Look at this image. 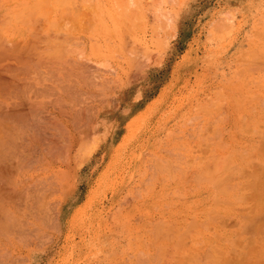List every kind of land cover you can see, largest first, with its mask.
<instances>
[{
  "label": "rangeland",
  "instance_id": "obj_1",
  "mask_svg": "<svg viewBox=\"0 0 264 264\" xmlns=\"http://www.w3.org/2000/svg\"><path fill=\"white\" fill-rule=\"evenodd\" d=\"M157 19L168 20L167 30ZM80 47L88 48L87 61L101 71L123 62L128 72L110 85L112 94L94 100L95 111L106 114L96 120L94 138L74 152L71 169L59 156L65 147L60 132L51 152L50 135L42 130L51 124L45 112L65 86L57 80L78 55L72 48ZM9 81L12 92L4 86ZM24 82L28 87L20 86ZM0 88V112L11 93L32 95L44 111L38 114L46 117H40L44 126L40 119L32 130L15 123L13 133L27 140L23 129L40 132L34 131L41 141L31 147L30 160L26 155L25 177L37 184L59 180L51 200L63 202L57 229L51 224L39 237L27 231L26 242H0V258L10 252L0 262L264 264V0H0ZM2 140L9 150L22 135ZM55 146L62 161L54 162ZM56 169L77 171L64 176L70 177L66 184Z\"/></svg>",
  "mask_w": 264,
  "mask_h": 264
},
{
  "label": "bare ground",
  "instance_id": "obj_2",
  "mask_svg": "<svg viewBox=\"0 0 264 264\" xmlns=\"http://www.w3.org/2000/svg\"><path fill=\"white\" fill-rule=\"evenodd\" d=\"M158 10V9H157ZM157 10H156V12H157ZM159 12L161 13L162 11H160L159 10ZM160 13H158L157 12V14H160ZM163 14V13H162ZM167 16H168V14H167ZM157 17V16H156ZM158 17H160V15L158 16ZM171 17V16H170ZM161 18V17H160ZM161 19H163V17L161 18ZM170 19V18H169ZM144 20V19H143ZM157 21H158V23H160L159 21H161V20H158L157 19ZM165 21V20H164ZM164 21L162 20V22H163V27L162 26H160V24L162 23H160L159 24V26H160V28H161V30L163 29V28H165V23L168 21H166L165 23H164ZM143 22V21H142ZM143 25V24H142ZM146 25V24H145ZM168 24H166V26H167ZM157 26H158V24H157ZM154 29V28H153ZM166 29V28H165ZM171 29V28H170ZM159 30V29H158ZM164 30V29H163ZM167 30V29H166ZM158 32V31H157ZM156 32V34H158ZM164 32V31H163ZM155 34V35H156ZM158 36V35H157ZM80 48H82V50L81 49H79V48H72V56L73 55H75L76 53H78V55L80 54V56H79V59L78 58H76V56H78L77 54H76V56H74V57H71V59H70V63H69V68H68V70H66L67 71V74H65V73H63V74H65V75H61V78H62V80H57L58 81V84H61L62 86H63V84L65 85V86H63V87H59L60 89H59V94H58V96H56V97H54V101H53V103L51 104L52 105V108H53V110H51V109H49V110H47L45 113H47V114H45L44 113V111H40L39 110V105H38V101L37 100H34V99H32V98H34L32 95L29 97L28 96V94H26V93H23V95H21L20 97H18L17 95H15V97L14 96H11L12 95V88H13V83H11L10 81L9 82H7V83H5V88L8 90V92H9V90H11V94L10 95H6L7 96V98H6V101H5V106L4 105H2V103H1V107H3V109H2V111L0 112V113H2L3 112V114L2 115H0L1 117V120L0 121H4L5 120V122H8V124L7 125H5L4 127L3 126H1L0 128H2V129H0V135L3 133V136L5 137V141H3L2 140V138L4 139V137H0V140H2L3 141V143H7V140L6 139H9L8 141L10 142V139H12L13 141L15 140H19L20 139V135H22V140L23 141H25L23 138V136L24 135H26V134H20V135H17L16 133V135L13 133V130H15L14 128H16L17 126L15 125V123H17V125L18 124H21L22 125V127L24 128L25 127V129H26V127H29V126H32L33 124L35 125V123L37 122V120H39L40 119V126H44L45 124L43 123H41L43 120V118L45 117L44 116V114L47 116V118H46V121H49V123H51L50 125H49V123H47V122H45V123H47L49 126H51V127H49V126H44V130H42V129H40V130H42L43 131V133L45 132V135L46 134H48V135H50V137L48 138V141L52 144H50V148L51 147H53L54 148V144H58V142L56 143V141H55V139H54V137L58 134V132L56 133V130H58L59 132H60V134H61V139L63 140V141H65V147L63 148V146L61 147V143L59 144L60 145V148L61 149H64V151L62 152V153H60L59 152V156H60V158L62 157V156H65V158H64V160L66 159V161H63V162H65V164L67 165V164H69L70 165V167H71V169H72V166H71V164L69 163L70 161H71V163H72V161H73V154H74V152L76 151V150H78V151H80L79 149H81V146H83L84 148L86 147V146H84V145H87L88 144V142L90 141V139L91 138H94L93 136L94 135H96L98 132H99V127H96L95 126V122H96V120H98L99 118H100V116H104L105 114H106V110L103 108V109H99L98 111H95V107H94V104H93V102H94V100L96 99V97H97V95H100V94H102V95H104V97H106L105 96V94H107L108 92L110 93V94H112L113 93V90H112V87L110 86L112 83L114 84L115 82H117V81H119V78L120 77H123V75L122 74H126L127 72H128V70H127V72L126 73H123L124 72V68H123V65H125V63H123V62H118V63H114L113 65H111L110 67L108 66V65H105L106 67H108V69L106 70V71H101V69L99 68L98 69V67H95V65H93V64H89V62L87 61V53H88V48H86V47H80ZM36 49V48H35ZM74 50V51H73ZM78 50H79V52H78ZM22 51H24V50H22ZM131 51V50H130ZM12 52V51H11ZM76 52V53H75ZM81 52V53H80ZM130 53V52H129ZM27 55V53L25 52H23V55ZM30 54V53H29ZM28 54V55H29ZM115 54V53H114ZM131 54H133V53H131ZM22 55V54H21ZM24 55V56H25ZM32 57H33V55L32 54H30ZM125 55V54H124ZM130 55V54H129ZM143 55H145V53L143 54ZM10 56V55H9ZM8 56V57H9ZM19 56H20V53H19ZM34 56H36V58H39V57H37L38 56V54L37 55H34ZM134 56V55H133ZM132 55L131 56H129V57H133ZM137 56H139V55H137ZM21 57V56H20ZM27 57V56H26ZM30 57V56H29ZM46 57V56H45ZM126 57V56H125ZM11 58V57H10ZM28 58V57H27ZM56 58V57H55ZM120 58V57H119ZM9 59V58H8ZM22 59H24L23 57H22ZM31 59V58H30ZM33 59V58H32ZM69 59V58H68ZM120 59H122V58H120ZM134 59H136L135 57H134ZM143 59H144V57H143ZM27 60H29V58L27 59ZM36 59H34V61H35ZM45 60V59H44ZM51 60V59H50ZM126 60V64H129V62H130V60L129 61H127V59H125ZM137 60H138V58H137ZM25 61H26V58H25ZM34 61H32V62H34ZM39 61V60H38ZM55 61V60H54ZM133 61V59H131V62ZM31 62V61H30ZM30 62H28L29 63V65H31L30 64ZM31 62V63H32ZM130 62V63H131ZM134 63H135V60L133 61ZM138 62V61H137ZM19 63V62H18ZM21 63V62H20ZM19 63V64H20ZM27 63V62H26ZM35 63V62H34ZM33 63V64H34ZM37 63V62H36ZM54 63V62H53ZM60 63V62H59ZM64 63H65V60H64ZM108 63V62H107ZM133 63V64H134ZM22 64V63H21ZM60 64H62V63H60ZM132 64V63H131ZM136 64V63H135ZM138 65H139V62L137 63ZM24 65H25V62H24ZM27 65V64H26ZM26 65L24 66L25 68H26ZM29 65H27V67L29 66ZM42 65V64H41ZM40 65V66H41ZM103 64H102V66H104ZM138 65H136L137 67H138ZM145 65V64H144ZM20 66H22V65H20ZM60 66V65H59ZM59 66H57L56 65V68L57 67H59ZM94 66V67H93ZM104 66V67H105ZM131 66L133 67V65H130V68H131ZM136 66H134V67H136ZM140 67H141V64L139 65ZM32 67V66H31ZM124 67H126V66H124ZM129 67V66H128ZM133 67V68H134ZM24 68V69H25ZM30 68V67H29ZM65 68V67H64ZM127 68V67H126ZM133 68H131V70H133ZM21 69H23V67L21 68ZM23 69V70H24ZM140 69V68H139ZM34 70V69H33ZM49 70V69H48ZM55 70V69H54ZM57 70V69H56ZM58 70L61 72L62 70L61 69H59L58 68ZM36 71V70H35ZM19 72V71H18ZM33 72V71H32ZM58 72V71H57ZM63 72V71H62ZM108 74H107V73ZM20 73H22L21 71H20ZM55 73V72H54ZM50 74V73H49ZM107 75V76H105V75ZM26 75V74H25ZM36 75V74H35ZM46 75V74H45ZM68 75V76H67ZM17 76H19V74L17 75ZM22 76H24V74L22 75ZM27 76V75H26ZM66 76L68 77V78H66ZM95 76V77H94ZM125 76V75H124ZM136 76V75H135ZM34 77V76H33ZM55 77V76H54ZM93 77V78H92ZM60 78V77H59ZM96 78H99V80L97 81L96 80ZM17 79H18V77H17ZM22 79H24L23 77H22ZM56 79V78H55ZM57 79H58V77H57ZM65 79H69V81H67V80H65ZM21 80V79H20ZM19 81V80H18ZM25 81V80H24ZM29 81V80H28ZM56 81V82H57ZM6 82V81H5ZM60 82V83H59ZM20 83V82H19ZM23 84H24V87L26 88V87H28V86H26L25 85V82L24 83H22V85H20V86H23ZM26 84H28V83H26ZM57 84V85H58ZM2 85V84H1ZM17 86H18V84H17ZM1 88H4L3 86L1 87ZM0 88V89H1ZM16 88H18V87H16ZM15 88V89H16ZM23 88V87H22ZM123 87H121L120 89H122ZM19 89V88H18ZM17 89V90H18ZM29 89V88H28ZM48 89H50V88H48ZM61 89H62V91H61ZM5 90V89H4ZM14 90V89H13ZM16 90V91H17ZM53 90V89H52ZM63 90H65V92L63 93ZM25 91V90H24ZM27 91H29V90H27ZM48 91V90H47ZM51 91V90H50ZM114 91H115V88H114ZM5 92V91H4ZM8 92H6L7 94H8ZM5 93V94H6ZM51 93V92H50ZM53 93V92H52ZM55 94V93H54ZM36 95V94H35ZM39 95V94H38ZM5 96V95H4ZM51 96H53V95H51ZM111 96V95H110ZM16 98V100H13L14 98ZM17 97H18V99H17ZM36 97V96H35ZM38 97V96H37ZM29 98H31V99H29ZM107 98V97H106ZM114 98V97H113ZM89 102H90V104H89ZM49 104H50V102H49ZM48 104V106H50ZM28 107V108H27ZM39 112H40V114L41 113H44L43 114V116L44 117H42V116H39L38 114H39ZM37 115H38V119H37ZM2 117H4V120H2ZM40 117H42V119L40 118ZM42 120V121H41ZM45 120V119H44ZM4 122V123H5ZM33 122H35V123H33ZM44 122V121H43ZM9 123H13L14 125H15V127H13L14 125H11V124H9ZM39 124V123H38ZM34 125H33V127H34ZM36 125H37V123H36ZM39 126V125H38ZM39 126V127H40ZM20 127V126H19ZM22 127H21V129H22ZM36 127V129H37V126H35ZM34 127V128H35ZM36 129H33V134H28V133H30V131L29 130H32V129H30V127H29V130H28V128H27V130H28V132L27 131H25L24 129H23V133L24 132H26L27 133V135H28V137H27V144H25L24 142H22V140H20V142H18L17 141V143H19L18 145H20L21 146V150H19L18 149V145H16V142H14L13 143V141L11 142V143H13L14 145H16V147H14V146H11V148L9 149V150H5L4 149V147H6V146H4V147H2V146H0V148H2V149H0V242H6V241H9V244L11 243V244H15V242H19V240H20V242H22L23 240H21L22 239V237L24 238V236H25V233L28 231L29 233L30 232H33L34 230V234H38V237H39V235L41 236V234H42V232H46V230H47V227L49 228L50 226L49 225H51V224H53L55 221H56V215H57V217H60V209H61V205H62V203L59 205V206H57V205H55L53 202H52V200H51V196H52V194L54 193V191H55V193H56V188H54V185H56V184H53V182H50L49 183V180L47 181V182H45V181H43L42 183H41V181H40V184H37L36 182L37 181H34V178L33 177H31V179H27L26 177H25V175H27V171L25 170V167H28V165H29V163H27L26 162V159H28L27 157L29 156V160H30V158H32L31 156H30V154H32V149H31V147H33V146H35V144L36 143H38V141L40 142L41 140H38V138H39V134H40V132H38V131H36ZM55 130V132H52L51 130ZM17 130H18V127H17ZM14 131V132H19V133H21L20 131V128H19V131ZM39 130V131H40ZM34 131L35 132H37V133H39L38 135L37 134H34ZM42 133V132H41ZM56 133V134H55ZM15 135V136H14ZM48 135H46V136H48ZM43 136V135H42ZM60 137V135L58 134V138ZM40 138H41V136H40ZM39 138V139H40ZM44 138V137H43ZM42 138V139H43ZM58 138H57V140H58ZM60 139V138H59ZM43 141V140H42ZM47 141V143H49ZM63 141H61L62 143H64ZM9 142H8V144H9ZM45 143H46V140L44 141ZM43 142V143H44ZM22 143H24L23 145H22ZM42 143V144H43ZM86 143V144H85ZM83 144V145H82ZM0 145H2V142L0 143ZM5 145V144H4ZM81 145V146H80ZM10 146V145H9ZM8 145H7V149H8V147H9ZM42 146V145H41ZM44 146V148H45V144L43 145ZM43 146H42V148H43ZM46 146H47V144H46ZM80 146V148H78L77 149V147H79ZM37 147V146H36ZM56 147L57 146H55V150H56ZM82 147V148H83ZM41 148V147H40ZM47 148H48V146H47ZM50 148H48L50 151L52 150V148L50 149ZM60 148H58V149H60ZM31 149V150H30ZM46 149V148H45ZM45 149L43 150V151H45ZM61 149H60V151H61ZM37 150H38V147H37ZM41 150V151H42ZM54 150V151H55ZM83 150V149H82ZM47 151V150H46ZM59 151V150H58ZM77 151V152H78ZM37 153L39 152V151H36ZM52 152V151H51ZM51 152H49L48 153V151H47V154H48V156H50L49 154H51V156H52V153ZM55 152H57V150L55 151ZM54 152V153H55ZM76 152V153H77ZM33 153H34V151H33ZM45 153V152H44ZM34 154H36V153H34ZM56 154V153H55ZM26 155H28L27 157H26ZM33 155V154H32ZM37 155V154H36ZM50 156V157H51ZM54 156V155H53ZM56 156H57V158L59 157L58 156V152H57V154H56ZM77 156V155H76ZM35 157H37L38 158V156H35ZM55 158V157H54ZM63 158V157H62ZM34 160V162H35V159L36 158H33ZM49 159V158H48ZM77 159V158H76ZM28 160V162H33V161H29ZM32 160V159H31ZM56 160H59V158L58 159H54V162H57ZM61 160V159H60ZM59 160V161H60ZM63 160V159H62ZM61 160V161H62ZM37 161L38 162H40L41 161V155H40V161H39V159H37ZM37 161H36V163H37ZM48 161H50L51 162V159L50 160H48ZM76 161V160H75ZM53 162V163H54ZM62 162V163H63ZM67 162V163H66ZM25 163H27L28 165L27 166H25ZM41 163V162H40ZM46 163V162H45ZM61 163V162H60ZM62 163H61V166H62ZM47 164V163H46ZM65 164H63V165H65ZM258 164V163H257ZM31 165H33V164H30V166ZM49 164H47V166H48ZM65 165V166H66ZM77 165H79V164H77ZM64 166V167H65ZM74 166V165H73ZM32 167V166H31ZM30 167V168H31ZM51 167V166H50ZM60 167V166H59ZM59 167H57V169L59 168ZM67 167V166H66ZM76 167V166H75ZM29 168V169H30ZM62 168V170H63V166L61 167ZM68 168V167H67ZM53 169V168H52ZM52 169L50 168V170L52 171ZM54 169H55V167H54ZM54 169H53V171H54ZM56 169V170H57ZM65 169V168H64ZM71 169H70V171H71ZM79 169V168H78ZM81 169V168H80ZM79 169V170H80ZM67 171V173L69 174V172H68V169L66 170ZM75 171H77V170H75L74 169V171H73V173L75 172ZM46 172V171H45ZM57 173H59L58 172V170L56 171ZM55 172V173H56ZM64 173H65V170L63 171ZM63 172H60L58 175L59 176H61V177H59L58 179H61V181H65V180H68V181H66V184H69V179H70V177L69 176H67V177H69L68 179L66 178L65 179V177L64 176H66V174L67 173H65V174H63ZM41 173V172H40ZM43 173V172H42ZM49 173V172H48ZM52 173H54V172H52ZM72 173V171L70 172V174ZM72 173V174H73ZM67 174V175H68ZM69 174V175H70ZM71 174V175H72ZM78 174V173H77ZM38 175H40V174H38ZM46 175V174H45ZM76 175V174H75ZM257 175V174H256ZM36 176V175H35ZM63 176V177H62ZM73 177H75V176H73ZM79 177H81V176H79ZM212 177V176H211ZM52 177L51 176H49V179H51ZM62 178H64V180L62 179ZM257 178L258 177H256V180H257ZM56 179V178H55ZM73 179V178H72ZM80 179V178H79ZM211 179V178H210ZM37 180V179H36ZM54 180V179H53ZM73 180H75V179H73ZM59 181V180H58ZM58 181H56L57 182V185H59V182ZM78 181H80V180H78ZM30 182H34V183H30ZM68 182V183H67ZM215 182V181H214ZM213 182V183H214ZM39 183V182H38ZM55 183V182H54ZM81 183V182H80ZM79 183V184H80ZM212 183V184H213ZM65 184V185H66ZM216 184V183H215ZM220 184V183H219ZM56 185V186H57ZM73 186V182L70 184V185H66V186ZM75 185V184H74ZM60 186H61V184H60ZM219 186V185H218ZM62 187H64V185L62 186ZM62 187H61V189H62ZM76 187V186H75ZM78 187H79V185H78ZM252 187V186H251ZM74 188V187H73ZM60 189V190H61ZM65 189V188H64ZM67 190H69L68 188H67ZM71 190V189H70ZM75 190V189H74ZM96 191V190H95ZM58 192V191H57ZM71 192V191H70ZM69 192V193H70ZM74 192V191H73ZM108 192V191H107ZM222 193H224V192H222ZM228 193V192H227ZM227 193H225V194H227ZM62 194V193H61ZM112 194H113V192H112ZM106 195V194H105ZM255 195V194H254ZM58 197H59V193H58ZM57 197V198H58ZM70 197V196H69ZM106 197V196H105ZM112 197H113V195H112ZM111 197V198H112ZM114 197L116 198V195H114ZM113 197V199H115ZM252 197V196H251ZM110 198V199H111ZM253 198V197H252ZM104 199V198H103ZM106 199V198H105ZM63 200V199H62ZM220 200V199H219ZM253 200V199H252ZM110 201V200H109ZM226 201L227 200H225V202L224 203H226ZM237 202H238V200H236ZM68 202V201H67ZM228 202V201H227ZM240 202V201H239ZM54 205H53V204ZM57 203H59V202H57ZM90 203V202H89ZM89 203H87L88 205H89ZM110 203H112V199H111V202ZM260 203V202H259ZM91 204V203H90ZM104 204H102V206H103ZM106 205V204H105ZM232 205V204H231ZM99 206V205H98ZM107 206V205H106ZM86 207V206H85ZM84 207V208H85ZM94 207V206H93ZM108 207H109V205H108ZM83 208V209H84ZM88 208H92V207H88ZM87 208V209H88ZM101 208V207H100ZM102 208H104V207H102ZM94 209H95V207H94ZM110 209H112V208H110ZM120 209H121V207H120ZM96 210V209H95ZM63 211V210H62ZM80 211H82V210H80ZM103 211V210H102ZM108 211V210H107ZM94 212V211H93ZM78 213H79V211H78ZM82 213V212H81ZM80 213V214H81ZM100 213V212H99ZM103 213V212H102ZM77 214V213H76ZM83 214V213H82ZM210 214H211V212H210ZM213 214V213H212ZM89 215H90V213H89ZM92 215H93V213H92ZM95 215V214H94ZM93 215V216H94ZM109 215V214H108ZM78 216V215H77ZM76 216V217H77ZM84 216V215H83ZM104 216V215H103ZM114 216V215H113ZM126 216V215H125ZM250 216V215H249ZM74 217V216H73ZM80 217L82 218V215H80ZM79 217H77L76 218V220L78 219ZM80 218V221H82L83 219H81ZM97 218V217H96ZM110 218H111V216H110ZM112 218H114V217H112ZM86 219H87V217H86ZM90 219V218H89ZM121 219V218H120ZM76 220H74L73 219V221H76ZM109 220V219H108ZM112 220V219H111ZM115 220V219H114ZM224 220V219H223ZM90 221V220H89ZM209 221H211V220H209ZM225 221V220H224ZM86 222V221H85ZM100 222V220L98 221V223ZM110 222V221H109ZM115 222V221H114ZM215 222V221H214ZM223 222V221H222ZM55 223H57V222H55ZM74 223H76V222H74ZM83 223V222H82ZM93 223V222H92ZM91 223V224H92ZM211 222H208L207 223V226L210 224ZM224 223V222H223ZM223 223H222V226H223ZM62 224V223H61ZM79 224V223H78ZM88 224H89V222H88ZM88 224H86V225H88ZM90 224V225H91ZM198 224V223H197ZM93 225V224H92ZM102 225V224H101ZM116 225H117V223H116ZM56 226H57V224L55 225V224H53V227H55L56 228ZM97 226V225H96ZM198 226H199V224H198ZM197 226V227H198ZM254 226V225H253ZM252 226V228H254ZM53 227L51 226V228L53 229ZM87 227V226H86ZM99 227V226H98ZM114 227V226H113ZM51 228H50V230H51ZM54 228V230H56ZM249 227L247 226V229H246V231L248 230H250L251 229V227L248 229ZM92 228H90V230H91ZM107 229V228H106ZM110 229V228H109ZM196 229V228H195ZM255 229V228H254ZM254 229L252 230H250V231H254ZM257 229V228H256ZM95 230V229H94ZM193 230H194V228H193ZM200 230V229H199ZM202 230V229H201ZM200 230V231H201ZM260 230V229H259ZM63 230H61V232H62ZM104 231V230H103ZM203 231V230H202ZM245 231V232H246ZM247 231V232H248ZM256 231V230H255ZM260 231H262V230H260ZM48 232H50V231H48ZM88 232H89V229H88ZM98 232V231H97ZM96 232V233H97ZM186 232H187V230H186ZM193 232V231H192ZM188 232V233H191V234H196V232ZM246 232V233H247ZM84 233V232H83ZM92 233V232H91ZM95 233V234H96ZM172 233V232H171ZM187 233V235H189ZM198 233H200V232H198ZM33 234V235H34ZM76 234V233H75ZM94 234V233H93ZM167 234V233H166ZM177 234V233H176ZM186 234V233H185ZM184 234V235H185ZM262 234H263V232H262ZM28 235H30V234H28L27 233V236ZM57 235V234H56ZM60 235V234H59ZM81 235H83L82 233H81ZM80 235V236H81ZM87 235V234H86ZM90 235V234H89ZM97 235V234H96ZM99 235V234H98ZM102 235V234H101ZM118 235V234H117ZM168 235V234H167ZM27 236H26V239H27ZM32 236V235H31ZM35 236H37V235H35ZM48 236V235H47ZM58 236V235H57ZM91 236H92V234H91ZM38 237H35V239H40V238H42V237H40V238H38ZM68 237H69V235H68ZM67 237V238H68ZM83 237H85V235L83 236ZM90 237V236H89ZM173 237V236H172ZM29 238V244L32 242V241H30V236L28 237ZM46 238H48V237H46ZM66 238V239H67ZM80 238H82V237H80ZM88 238V237H87ZM92 238V237H91ZM94 238V237H93ZM25 239V238H24ZM26 239L23 241V242H26ZM43 239V238H42ZM83 239V238H82ZM168 239H171V238H168ZM18 240V241H17ZM33 240V239H32ZM88 240V239H87ZM234 240V239H233ZM34 241V240H33ZM45 241H46V239H45ZM67 241V240H66ZM90 241V240H89ZM223 241H224V239H223ZM228 241V240H227ZM230 241V240H229ZM252 241V240H251ZM39 242V241H38ZM41 242V241H40ZM232 242V241H231ZM8 243V242H7ZM77 243V242H76ZM28 244V245H29ZM32 244V243H31ZM44 244V243H43ZM92 244V243H91ZM199 244V243H198ZM230 244V243H229ZM234 244H235V242H234ZM3 244L1 243V246H2ZM38 245V244H37ZM78 245V244H77ZM76 245V246H77ZM252 245V244H251ZM32 246V245H31ZM74 246H75V244H74ZM73 246V247H74ZM75 246V247H76ZM96 246V245H95ZM197 246V245H196ZM21 247V246H20ZM78 247V246H77ZM76 247V248H77ZM10 248V247H9ZM12 248V247H11ZM23 248V247H22ZM72 248V247H71ZM76 248H74V249H76ZM82 248V247H81ZM107 248V247H106ZM250 248V247H249ZM5 248H3V249H1V250H4ZM35 249H36V247H35ZM73 249V250H74ZM78 249V248H77ZM76 249V250H77ZM229 249V248H228ZM0 250V251H1ZM37 250V249H36ZM35 250V251H36ZM214 251H215V248L213 249ZM79 251H80V249H79ZM162 251V250H161ZM160 251V252H161ZM210 251H212L211 249H210ZM216 251H218V250H216ZM85 252V251H84ZM165 251H164V255H165ZM212 253H213V251H212ZM215 253V252H214ZM9 254V255H8ZM8 254L7 255H5L4 256V258L6 257V258H8L7 256H9L10 257V252H8ZM220 254H222V253H220ZM163 255V254H162ZM167 255V254H166ZM212 256V255H211ZM69 257V256H68ZM87 257V256H86ZM163 257V256H162ZM197 257H198V255H197ZM196 257V258H197ZM2 258V257H1ZM0 258V259H1ZM4 258H2V259H4ZM95 258V257H94ZM194 258V257H193ZM12 259H15V258H12ZM20 259H21V257H20ZM7 259H5V260H1V262H0V264H6V261ZM17 260V259H16ZM221 260V259H220ZM10 261H15V260H10ZM195 261V260H194ZM197 261V260H196ZM16 262V261H15ZM21 262V261H20ZM7 263H9V262H7ZM11 264L13 263V262H10ZM9 263V264H10ZM19 264V262H16V263H14V264ZM214 263H216V262H214ZM218 263V262H217ZM205 264V263H204ZM211 264V263H210Z\"/></svg>",
  "mask_w": 264,
  "mask_h": 264
}]
</instances>
